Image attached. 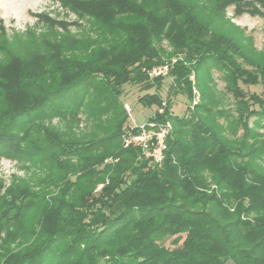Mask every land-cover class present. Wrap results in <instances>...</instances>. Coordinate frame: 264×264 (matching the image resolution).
<instances>
[{
    "label": "trees",
    "instance_id": "trees-1",
    "mask_svg": "<svg viewBox=\"0 0 264 264\" xmlns=\"http://www.w3.org/2000/svg\"><path fill=\"white\" fill-rule=\"evenodd\" d=\"M226 6L264 13V0L95 4V39L63 49L55 37L0 70V157L47 171L36 189H0V264H264V96L242 88L264 91V48L223 20ZM164 64L151 83L147 71ZM212 70L231 110L218 106ZM129 84L155 88L139 100L156 106L150 121L171 123L160 167L122 147ZM193 86L198 103L172 113L170 97L192 102ZM79 113L96 127L87 140L44 126Z\"/></svg>",
    "mask_w": 264,
    "mask_h": 264
},
{
    "label": "rangeland",
    "instance_id": "rangeland-1",
    "mask_svg": "<svg viewBox=\"0 0 264 264\" xmlns=\"http://www.w3.org/2000/svg\"><path fill=\"white\" fill-rule=\"evenodd\" d=\"M129 1L131 0H0V70L6 69L14 57L24 60L30 54L42 49L55 37L59 39L63 37L61 43L63 49L80 47L85 37L95 39L101 25L92 13L95 4L108 7L117 4L125 5ZM218 1L220 0H190L191 3L201 8L217 5ZM257 10L254 14L243 13L235 16L233 8L226 6L222 17L224 21H229L230 25L239 28L249 38L254 51L261 52L264 48V13L261 7ZM162 48L167 52L171 50L166 42L162 43ZM210 76L211 88L219 108L231 110L233 108L232 97L225 92L222 75L212 70ZM161 79L162 83L157 91L155 88L142 90L137 85L123 86L120 99L126 114L127 108L130 110V116L128 115L126 119L128 124L141 126L156 110V106L144 105L139 100L146 93L158 92L163 105L159 106L157 111L161 108L163 111L167 90L172 81L169 77ZM149 81L154 82L153 79ZM242 88L248 93L264 96L261 86L243 85ZM196 91L197 95L194 97L193 94V100L198 103L199 92ZM170 98L172 101L170 111L177 116L187 114L196 104L188 101L182 94ZM46 125L49 128H55L67 139L87 140L90 135L97 133L93 121L86 119L84 113H79L77 117L73 116L67 120L53 119L51 122L44 123V126ZM261 132L264 133V131ZM109 160L111 159L106 161ZM46 174L45 169L31 164L28 160L0 157V189L2 192L13 183L28 185L36 189ZM170 241L171 238L164 244L170 246ZM226 264L232 263L228 261Z\"/></svg>",
    "mask_w": 264,
    "mask_h": 264
},
{
    "label": "built area",
    "instance_id": "built-area-1",
    "mask_svg": "<svg viewBox=\"0 0 264 264\" xmlns=\"http://www.w3.org/2000/svg\"><path fill=\"white\" fill-rule=\"evenodd\" d=\"M168 70L169 64L153 67L147 71V76L149 79L164 77L167 75ZM190 78L193 85V76ZM192 92L194 97H196L197 91L194 86L192 87ZM195 103L193 100V104ZM158 113H162V108L158 110ZM127 115L130 116L128 108ZM171 129V123L167 120L162 122L146 120L141 126L129 124L120 135V141L123 148H137L142 158L148 159L153 165L160 167L166 150V139Z\"/></svg>",
    "mask_w": 264,
    "mask_h": 264
}]
</instances>
